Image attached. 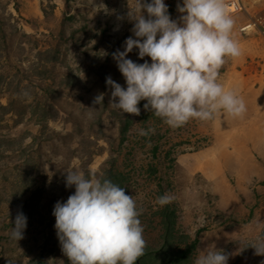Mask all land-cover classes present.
Instances as JSON below:
<instances>
[{"label": "rangeland", "instance_id": "1", "mask_svg": "<svg viewBox=\"0 0 264 264\" xmlns=\"http://www.w3.org/2000/svg\"><path fill=\"white\" fill-rule=\"evenodd\" d=\"M164 2L179 21L183 0ZM135 4L0 0V264H70L53 209L75 192L66 171L93 168L103 178L119 175L142 209L147 247L156 250L147 264H195L209 250L230 253L228 264H264L248 246L264 239V92L252 93L264 83V0H228L243 54L228 58L221 82L238 90L247 112L176 129L145 110V100L138 116L110 104L106 78L126 88L112 53L135 38L128 19ZM128 58L151 62L135 48ZM101 93L103 103L94 104ZM165 194L175 199L160 206ZM21 212L27 226L15 240Z\"/></svg>", "mask_w": 264, "mask_h": 264}, {"label": "clouds", "instance_id": "2", "mask_svg": "<svg viewBox=\"0 0 264 264\" xmlns=\"http://www.w3.org/2000/svg\"><path fill=\"white\" fill-rule=\"evenodd\" d=\"M177 8L183 13L179 21L171 18L164 0H136L135 8L129 9L135 38L127 37L124 50L112 53L126 88L107 77L106 84L112 89L110 104L138 116V105L145 100L144 109L173 129L191 120L208 122L221 113L243 117L247 112L244 98L221 82L228 58L243 54L228 0H183ZM134 48L139 58L147 56L151 62L128 58ZM103 99L101 93L93 103L102 104ZM154 132V128L140 129L139 135ZM66 172V187L74 185L75 192L66 202H56L53 215L62 252L70 264H137L145 255L147 241L140 220L142 209L133 196L95 168L87 175ZM174 199L165 194L156 203L164 206ZM26 226L27 217L18 213L12 238L22 239ZM248 246L256 255H264V239ZM230 255L209 250L195 264H228Z\"/></svg>", "mask_w": 264, "mask_h": 264}, {"label": "trees", "instance_id": "3", "mask_svg": "<svg viewBox=\"0 0 264 264\" xmlns=\"http://www.w3.org/2000/svg\"><path fill=\"white\" fill-rule=\"evenodd\" d=\"M139 105H143L142 104V101L139 103ZM147 115L149 116L150 118V115L147 113L145 116L147 117ZM107 179H111L114 183L121 185V177H119V175H117L116 173H113V172H109V175L107 177ZM166 210V209H165ZM166 235H165V245L168 244L170 242V232H171V229L173 227V223H171V218L169 216L166 217ZM191 245V248L195 247L197 245V241H195L194 243L190 244ZM191 248H188L187 250H190ZM187 250L185 251H182V254L180 256V258L182 259H186L187 257ZM156 252L155 249H152L150 247H147L146 250H145V255L142 256L138 261H137V264H147V262H145L144 260V257L147 256V257H150V258H153L155 259V256H154V253ZM146 258V257H145ZM177 258V257H175ZM179 256H178V259H180Z\"/></svg>", "mask_w": 264, "mask_h": 264}, {"label": "crops", "instance_id": "4", "mask_svg": "<svg viewBox=\"0 0 264 264\" xmlns=\"http://www.w3.org/2000/svg\"><path fill=\"white\" fill-rule=\"evenodd\" d=\"M259 92H264V83H262V84H256L255 86H254V90H252V93L253 94H258L259 95ZM257 102H260V100H256Z\"/></svg>", "mask_w": 264, "mask_h": 264}, {"label": "built area", "instance_id": "5", "mask_svg": "<svg viewBox=\"0 0 264 264\" xmlns=\"http://www.w3.org/2000/svg\"><path fill=\"white\" fill-rule=\"evenodd\" d=\"M233 3H235V4L237 5V3H236V2H233Z\"/></svg>", "mask_w": 264, "mask_h": 264}, {"label": "bare ground", "instance_id": "6", "mask_svg": "<svg viewBox=\"0 0 264 264\" xmlns=\"http://www.w3.org/2000/svg\"><path fill=\"white\" fill-rule=\"evenodd\" d=\"M250 27V26H249Z\"/></svg>", "mask_w": 264, "mask_h": 264}]
</instances>
